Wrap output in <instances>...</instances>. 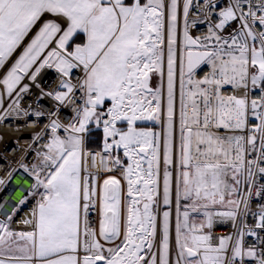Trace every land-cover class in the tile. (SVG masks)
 I'll return each instance as SVG.
<instances>
[{"label":"snow or ice","instance_id":"snow-or-ice-1","mask_svg":"<svg viewBox=\"0 0 264 264\" xmlns=\"http://www.w3.org/2000/svg\"><path fill=\"white\" fill-rule=\"evenodd\" d=\"M13 121L0 264H264V0H0Z\"/></svg>","mask_w":264,"mask_h":264},{"label":"built area","instance_id":"built-area-1","mask_svg":"<svg viewBox=\"0 0 264 264\" xmlns=\"http://www.w3.org/2000/svg\"><path fill=\"white\" fill-rule=\"evenodd\" d=\"M18 122L13 121L11 123L5 122L2 126H0V134H2L3 139H0V156L4 155L5 152L8 156L15 155V147H16V136L21 135L22 132H17ZM27 143V137L20 140V144ZM91 167V164H90ZM3 168V165L0 164V169ZM6 194H0V202H2V196ZM91 221L94 226L98 225V210H94L91 213ZM229 230L228 227L219 226L216 229L217 234H223Z\"/></svg>","mask_w":264,"mask_h":264}]
</instances>
